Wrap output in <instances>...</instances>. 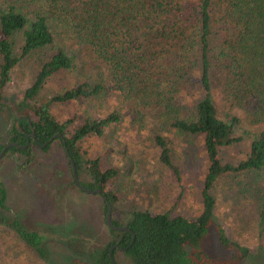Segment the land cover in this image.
Returning <instances> with one entry per match:
<instances>
[{
    "label": "trees",
    "instance_id": "trees-1",
    "mask_svg": "<svg viewBox=\"0 0 264 264\" xmlns=\"http://www.w3.org/2000/svg\"><path fill=\"white\" fill-rule=\"evenodd\" d=\"M73 48L104 65L126 97L164 110L163 122H169L178 135L201 138L208 162L199 216L188 219L136 211L126 226L113 220L114 226L131 232L109 227L112 240L92 252L93 264H112L110 256L119 264L121 252L129 264H240L247 260L250 249L231 241L222 227L215 226L214 190L223 178L264 174V130L251 143L245 160L224 164L221 150L242 140L235 135L240 122L231 114L220 117L214 92H221L222 100L240 109L251 124L264 125V0H0L1 108L13 70L25 59L39 65L24 98L8 109L14 120L9 143L26 146L30 135L31 145L12 147L7 154L31 155L33 146L61 135L56 140L62 141L67 157L74 160L80 183L104 193L107 213L108 203L115 210L119 202L113 183L120 171L101 158L86 159L82 145L88 138H104L122 122V114L115 111L101 119H87L67 136L71 122L59 123L52 112L54 104L101 97L104 79L77 83L52 98L40 97L49 79L75 68ZM186 94L197 100L181 110L176 98ZM154 142L161 164L179 178L167 139L158 135ZM85 174L90 178L87 183L82 181ZM7 198L0 183V209L7 208ZM261 203L264 230V196ZM7 224L38 258H47L40 234L19 220ZM212 227L229 258H215L204 249ZM72 264L85 263L75 259Z\"/></svg>",
    "mask_w": 264,
    "mask_h": 264
},
{
    "label": "rangeland",
    "instance_id": "rangeland-1",
    "mask_svg": "<svg viewBox=\"0 0 264 264\" xmlns=\"http://www.w3.org/2000/svg\"><path fill=\"white\" fill-rule=\"evenodd\" d=\"M70 55L75 58V68L49 79L40 97L52 98L77 83L104 79L105 94L101 97L54 104L52 112L59 123L71 122L67 136L87 119H101L115 111L122 114V122L107 131L104 138H88L82 145L86 159L101 158L120 171L119 179L113 183L119 198L112 211L113 220L126 226L136 211L169 213L188 219L199 216L208 163L202 139L178 135L169 122H163L164 110L126 97L120 82L85 52L73 48ZM38 66L37 61L25 59L12 72L4 90L5 106L0 107V149L9 143L13 132V115L8 109L24 98ZM214 96L220 117L231 114L239 119L235 135L241 142L223 148L220 153L224 164L237 165L247 158L251 143L264 130V125L251 124L240 109L222 100L221 92H214ZM176 99L184 110L194 105L197 97L186 94ZM158 135L170 144L179 178L160 162V150L154 142ZM82 181L89 182V176L83 175ZM0 183L8 196L7 208L0 209V264H72L75 259L93 264L92 252L104 249L112 240L104 197L86 193L76 185L61 140H55L48 149L33 146L31 155L6 153L0 159ZM214 195L217 198L215 226L222 227L231 241L251 251V256L239 263L264 264V230L260 217L264 174L223 178ZM14 220L44 238L47 258L40 259L27 248L7 224ZM204 249L218 259L231 256L221 246L216 227L206 237ZM118 262L129 264L122 252Z\"/></svg>",
    "mask_w": 264,
    "mask_h": 264
},
{
    "label": "water",
    "instance_id": "water-1",
    "mask_svg": "<svg viewBox=\"0 0 264 264\" xmlns=\"http://www.w3.org/2000/svg\"><path fill=\"white\" fill-rule=\"evenodd\" d=\"M34 136V135H33ZM62 136L61 135H57L55 137H53L50 141H48L45 145H42L39 147L44 149L46 146H48L49 144L53 143L56 139L58 138H61ZM34 141L35 143H37V140L34 136ZM30 142L28 141V143L26 144V146H19L18 144L16 143H9L5 146V148L3 149V151L1 152L0 154V159H2V157L7 153V151L12 148V147H16L18 149H26L28 146H29ZM70 162H71V166H72V173H73V177H74V181L76 183V185L82 190V191H85L86 193H89V194H104L101 190H96V191H91V190H88L87 188H85L81 183H80V180H79V177H78V174H77V167H76V164L74 162V160L70 157ZM112 206L110 203L107 204V215H106V222H107V225L113 229L114 231H118V232H121V231H126V232H131L130 229L126 228V227H117V226H114L113 225V216H112ZM113 249V248H112ZM125 251V250H123ZM111 258V261H112V264H115V261H114V258L112 256H110Z\"/></svg>",
    "mask_w": 264,
    "mask_h": 264
},
{
    "label": "flooded vegetation",
    "instance_id": "flooded-vegetation-1",
    "mask_svg": "<svg viewBox=\"0 0 264 264\" xmlns=\"http://www.w3.org/2000/svg\"><path fill=\"white\" fill-rule=\"evenodd\" d=\"M34 135V134H33ZM32 135V136H33ZM33 139H34V136H33ZM28 141L30 142V144L29 145H31V137H30V135H27V143H28Z\"/></svg>",
    "mask_w": 264,
    "mask_h": 264
}]
</instances>
